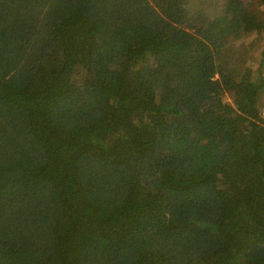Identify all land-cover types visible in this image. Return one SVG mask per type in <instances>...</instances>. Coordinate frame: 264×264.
Instances as JSON below:
<instances>
[{
	"label": "trees",
	"instance_id": "16d2710c",
	"mask_svg": "<svg viewBox=\"0 0 264 264\" xmlns=\"http://www.w3.org/2000/svg\"><path fill=\"white\" fill-rule=\"evenodd\" d=\"M0 0V264H264V0Z\"/></svg>",
	"mask_w": 264,
	"mask_h": 264
},
{
	"label": "rangeland",
	"instance_id": "374dc122",
	"mask_svg": "<svg viewBox=\"0 0 264 264\" xmlns=\"http://www.w3.org/2000/svg\"><path fill=\"white\" fill-rule=\"evenodd\" d=\"M202 0H194L193 1V3H199V2H201ZM199 4H201V3H199ZM264 103V102H263Z\"/></svg>",
	"mask_w": 264,
	"mask_h": 264
},
{
	"label": "built area",
	"instance_id": "2783aa9c",
	"mask_svg": "<svg viewBox=\"0 0 264 264\" xmlns=\"http://www.w3.org/2000/svg\"><path fill=\"white\" fill-rule=\"evenodd\" d=\"M262 115H263V117H264V105H263V107H262Z\"/></svg>",
	"mask_w": 264,
	"mask_h": 264
}]
</instances>
